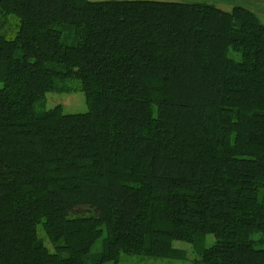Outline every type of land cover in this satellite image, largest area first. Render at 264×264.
Segmentation results:
<instances>
[{"label":"trees","instance_id":"16d2710c","mask_svg":"<svg viewBox=\"0 0 264 264\" xmlns=\"http://www.w3.org/2000/svg\"><path fill=\"white\" fill-rule=\"evenodd\" d=\"M72 81L85 113L42 109ZM0 82V264L188 262L175 241L191 264H264L255 14L0 0Z\"/></svg>","mask_w":264,"mask_h":264},{"label":"rangeland","instance_id":"374dc122","mask_svg":"<svg viewBox=\"0 0 264 264\" xmlns=\"http://www.w3.org/2000/svg\"><path fill=\"white\" fill-rule=\"evenodd\" d=\"M109 1H128V0H109ZM132 1V0H131ZM146 1H172L179 3H205L208 5H213L222 11H231L234 7L239 6L245 8L255 14L257 18L264 25V0H146ZM237 58V56L235 57ZM71 90L67 92H48L45 94L44 102H42L43 110H50L55 107H59L61 114H77L85 113L87 111V105L85 102L84 94L81 91V84L78 81H72L69 83ZM2 83L0 82V88ZM41 229H38V232ZM214 237L212 235H207L205 240V247H209L214 243ZM45 246L49 248L51 252L54 251L50 242L45 239ZM100 245V240L97 242L95 249H98ZM174 248L183 250L186 253L188 262L178 261V260H142L137 257H131L122 255L119 264H191L192 260L195 258L191 245L175 241L173 243ZM138 261H143V263H138ZM149 261V262H148ZM110 264V263H105Z\"/></svg>","mask_w":264,"mask_h":264},{"label":"crops","instance_id":"0c3cea01","mask_svg":"<svg viewBox=\"0 0 264 264\" xmlns=\"http://www.w3.org/2000/svg\"><path fill=\"white\" fill-rule=\"evenodd\" d=\"M90 1H109V0H90ZM154 261H156V260H154ZM138 263H143V261H138Z\"/></svg>","mask_w":264,"mask_h":264}]
</instances>
